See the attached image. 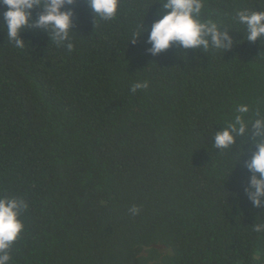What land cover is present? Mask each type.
Here are the masks:
<instances>
[{"label": "trees", "instance_id": "trees-1", "mask_svg": "<svg viewBox=\"0 0 264 264\" xmlns=\"http://www.w3.org/2000/svg\"><path fill=\"white\" fill-rule=\"evenodd\" d=\"M161 2L121 0L97 25L86 0L67 5L72 52L31 27L18 50L0 29V193L29 205L10 264H264L252 231L264 207L244 193L255 146L212 145L236 105H251L246 119L264 110V43L234 19L264 8L206 0L204 18L234 30L233 47L154 56L149 33L131 34L150 29Z\"/></svg>", "mask_w": 264, "mask_h": 264}, {"label": "clouds", "instance_id": "clouds-1", "mask_svg": "<svg viewBox=\"0 0 264 264\" xmlns=\"http://www.w3.org/2000/svg\"><path fill=\"white\" fill-rule=\"evenodd\" d=\"M77 0H0L3 11V22L0 29L6 30L9 42L18 50L26 47L21 34L28 28H35L48 33L50 40L58 48H66L69 52L75 50L73 33L74 11L63 10L67 5H73ZM264 8V0H258ZM91 9L95 24L108 22L117 18L121 0H86ZM162 8L157 13L160 17L149 28L143 24L137 25V30L131 34V42L135 43L144 33H149L147 49L151 55H159L174 45L182 49L202 51H227L234 45V30H228L217 19L204 18L206 0H163ZM41 9L38 18L32 21V10ZM235 22L243 26L244 39L255 42L258 39L264 43V10L241 9L235 13ZM148 81L132 83L131 92L147 89ZM252 110L251 105L238 104L233 109L231 119L224 124L221 131H215L213 148L230 149L237 138L247 144L249 139L255 146L251 158L242 161L251 173L244 188V193L252 206L264 207V110L257 107L254 119H246V114ZM240 155L238 161L241 160ZM236 166V164H235ZM239 197V193H236ZM29 205L23 197L9 196L0 193V264H10L12 256L10 249L21 233L25 230L22 219ZM138 214L139 208L130 209ZM252 231L258 236H264V220L257 221Z\"/></svg>", "mask_w": 264, "mask_h": 264}]
</instances>
